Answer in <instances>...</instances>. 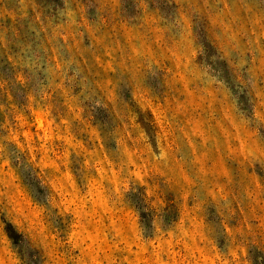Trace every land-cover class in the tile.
Segmentation results:
<instances>
[{
  "label": "rangeland",
  "instance_id": "1",
  "mask_svg": "<svg viewBox=\"0 0 264 264\" xmlns=\"http://www.w3.org/2000/svg\"><path fill=\"white\" fill-rule=\"evenodd\" d=\"M0 264H264V0H0Z\"/></svg>",
  "mask_w": 264,
  "mask_h": 264
}]
</instances>
